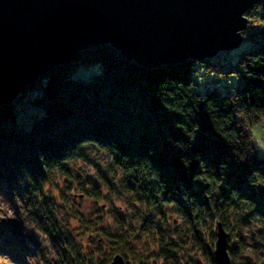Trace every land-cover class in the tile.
I'll use <instances>...</instances> for the list:
<instances>
[{
  "label": "trees",
  "instance_id": "16d2710c",
  "mask_svg": "<svg viewBox=\"0 0 264 264\" xmlns=\"http://www.w3.org/2000/svg\"><path fill=\"white\" fill-rule=\"evenodd\" d=\"M256 8L263 40L219 72L234 78L223 91L193 88L197 65L208 61L147 69L100 44L29 83L25 100L34 109L24 111L23 91L0 103V208L10 212L0 218V264L4 258L11 264H107L82 254L44 189L56 173L70 177L68 162L88 147L106 154L124 188L150 208L142 229L148 225L158 236L154 256L161 264H181L180 253L190 250L216 264L207 236L214 243L218 221L227 241L230 224L252 225L264 241L263 156L252 133L254 125L264 127V0L244 15ZM92 64L97 70L82 77ZM92 186L86 195L100 198ZM168 207L187 242L172 239L159 221ZM109 242L123 259L130 251L124 234ZM238 243L227 244L231 264L264 263H251L241 248L237 255Z\"/></svg>",
  "mask_w": 264,
  "mask_h": 264
},
{
  "label": "water",
  "instance_id": "95a60500",
  "mask_svg": "<svg viewBox=\"0 0 264 264\" xmlns=\"http://www.w3.org/2000/svg\"><path fill=\"white\" fill-rule=\"evenodd\" d=\"M260 0H0V103L89 46L108 44L147 68L235 49ZM216 264H231L218 221ZM108 264H126L116 253Z\"/></svg>",
  "mask_w": 264,
  "mask_h": 264
},
{
  "label": "rangeland",
  "instance_id": "374dc122",
  "mask_svg": "<svg viewBox=\"0 0 264 264\" xmlns=\"http://www.w3.org/2000/svg\"><path fill=\"white\" fill-rule=\"evenodd\" d=\"M250 19L247 18V23L256 25L253 19ZM241 36L243 38L240 45L235 49L222 51L220 60L210 59L211 64L197 65L193 88L201 90L209 82L210 87L223 91L234 82L230 73L219 72L232 69L239 54L245 50L244 47L254 43L251 34L243 32ZM256 44L258 46L260 43L256 42ZM97 68L96 64H92L83 71L82 77L95 72ZM26 86L21 90L24 95L20 99L25 105L24 111L34 109V106L29 105L25 100L30 95L29 91L25 90ZM252 133L258 150L262 151L264 148L263 125H254ZM67 168L70 171V177L56 173L51 177L50 182L44 185V189L54 199L58 222L79 244L82 254L92 256V259H104L108 261V264L114 255L110 250L112 244L109 239L115 235L124 234L130 246V251L124 256L126 264H161V261L154 256L159 243L158 236L151 229H147L148 225L142 229L144 227L142 219L150 208H146L144 202L124 188L119 171L113 166L110 158L102 151L88 147L84 149L82 156L69 161ZM93 184L99 188L100 198L98 199L86 195L91 193ZM4 211L10 213L6 208H0V218H5ZM158 218L157 216L156 219ZM159 221L172 239H178L180 243H183L184 228L171 207L164 208V217H160ZM230 225L232 235L227 241L228 247L239 240L237 255L241 248L242 253L251 263L264 260V241L257 239L252 225L240 227ZM206 234L208 235L207 230H205ZM185 241L187 242V239ZM207 241L211 242V248H213V239L207 236ZM189 244L185 246L186 250L190 248ZM181 254V264H194L192 261L197 264H208L201 252L190 250L187 254ZM2 262L11 264L7 258L2 259Z\"/></svg>",
  "mask_w": 264,
  "mask_h": 264
},
{
  "label": "built area",
  "instance_id": "2783aa9c",
  "mask_svg": "<svg viewBox=\"0 0 264 264\" xmlns=\"http://www.w3.org/2000/svg\"><path fill=\"white\" fill-rule=\"evenodd\" d=\"M260 14H261L260 8H256V9H254L251 12L250 15L246 16L249 19L251 18L250 20L253 19V21L255 22L256 25H253V24L250 25L248 23L246 25V27H247L246 29L247 30H245V32H247L248 34H251L252 35L254 43H252L249 46L245 47V50L255 49L256 46H257L256 42H258V44H259L263 40L262 25L260 23ZM252 31H254V32L252 33ZM219 53H222V51H220ZM210 85H211V83L208 82V83L205 84V87L206 88H209ZM262 156H263V163H262V165L264 167V149H263Z\"/></svg>",
  "mask_w": 264,
  "mask_h": 264
},
{
  "label": "bare ground",
  "instance_id": "6f19581e",
  "mask_svg": "<svg viewBox=\"0 0 264 264\" xmlns=\"http://www.w3.org/2000/svg\"><path fill=\"white\" fill-rule=\"evenodd\" d=\"M246 17V16H245ZM246 25H247V17H246ZM247 27L245 26L244 27V29L241 31V34H242V32H245V30H247L246 29ZM249 29V28H248ZM254 31H252V33H253ZM242 38L243 37H241V40H242ZM250 45V43L249 44H247L245 47H247V46H249ZM244 47V48H245ZM249 50H251V49H249ZM220 58H221V55H220V53L219 52H217L215 55H213L212 57H210V58H208L207 60H204V61H208L207 63L208 64H211L212 62H211V60L210 59H214V60H220Z\"/></svg>",
  "mask_w": 264,
  "mask_h": 264
}]
</instances>
